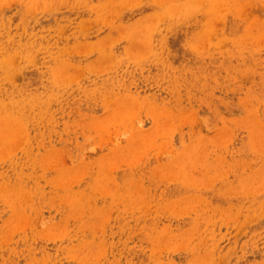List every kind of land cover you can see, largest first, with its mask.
<instances>
[{
	"label": "rangeland",
	"instance_id": "obj_1",
	"mask_svg": "<svg viewBox=\"0 0 264 264\" xmlns=\"http://www.w3.org/2000/svg\"><path fill=\"white\" fill-rule=\"evenodd\" d=\"M0 264H264V0H0Z\"/></svg>",
	"mask_w": 264,
	"mask_h": 264
}]
</instances>
